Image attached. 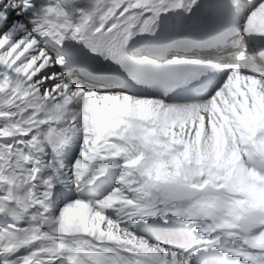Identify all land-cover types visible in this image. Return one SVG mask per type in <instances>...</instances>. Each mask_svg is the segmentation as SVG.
Wrapping results in <instances>:
<instances>
[{
	"label": "snow or ice",
	"instance_id": "obj_1",
	"mask_svg": "<svg viewBox=\"0 0 264 264\" xmlns=\"http://www.w3.org/2000/svg\"><path fill=\"white\" fill-rule=\"evenodd\" d=\"M0 264H264V0H0Z\"/></svg>",
	"mask_w": 264,
	"mask_h": 264
}]
</instances>
